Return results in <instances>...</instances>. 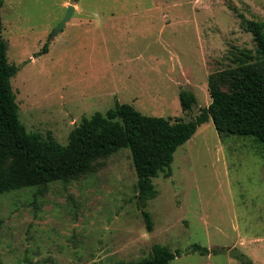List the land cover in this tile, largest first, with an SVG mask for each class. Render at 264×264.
Returning a JSON list of instances; mask_svg holds the SVG:
<instances>
[{
  "label": "rangeland",
  "instance_id": "374dc122",
  "mask_svg": "<svg viewBox=\"0 0 264 264\" xmlns=\"http://www.w3.org/2000/svg\"><path fill=\"white\" fill-rule=\"evenodd\" d=\"M1 15L21 121L66 144L83 117L117 102L197 116L212 101L211 75L256 53L246 21L264 20V0H4ZM182 88L197 97L187 112ZM171 168L153 178L151 231L128 148L67 183L0 194V264H121L155 243L183 251L171 264H264V144L221 135L210 120ZM195 244L224 250L202 255L190 251Z\"/></svg>",
  "mask_w": 264,
  "mask_h": 264
},
{
  "label": "trees",
  "instance_id": "16d2710c",
  "mask_svg": "<svg viewBox=\"0 0 264 264\" xmlns=\"http://www.w3.org/2000/svg\"><path fill=\"white\" fill-rule=\"evenodd\" d=\"M3 4L4 0H0V194L26 187L44 190L55 181L67 183L92 172L98 159L128 148L138 177L142 213L151 231L152 216L145 208L148 200L158 195L153 178L165 171L168 176L172 174L176 150L202 124L212 120L221 135L253 136L264 144L263 19L246 21V29L253 33L257 43L256 53L241 52L243 57L235 67L211 75L212 101L194 118L147 115L132 104L117 102L106 112L83 117L71 130L68 142L62 144L51 132L43 137L28 131L20 119L11 83L19 68L9 62L8 44L2 35ZM47 51L45 44L43 52ZM180 103L183 111H190L197 97L191 90L182 88ZM222 250L195 244L190 251L205 255ZM182 252L155 243L149 256L121 264H171Z\"/></svg>",
  "mask_w": 264,
  "mask_h": 264
},
{
  "label": "water",
  "instance_id": "95a60500",
  "mask_svg": "<svg viewBox=\"0 0 264 264\" xmlns=\"http://www.w3.org/2000/svg\"><path fill=\"white\" fill-rule=\"evenodd\" d=\"M75 11V6L74 4H70L68 6V10L67 13L65 15V17L63 18V20L61 21V23L58 25V27L56 28L55 31V35L60 32L62 30V28H64L66 26V24L68 23V21L71 19L73 13Z\"/></svg>",
  "mask_w": 264,
  "mask_h": 264
}]
</instances>
